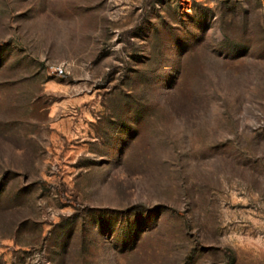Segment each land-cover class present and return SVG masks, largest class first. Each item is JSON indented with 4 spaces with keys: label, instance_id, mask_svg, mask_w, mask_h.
<instances>
[{
    "label": "rangeland",
    "instance_id": "rangeland-1",
    "mask_svg": "<svg viewBox=\"0 0 264 264\" xmlns=\"http://www.w3.org/2000/svg\"><path fill=\"white\" fill-rule=\"evenodd\" d=\"M0 264H264V0H0Z\"/></svg>",
    "mask_w": 264,
    "mask_h": 264
},
{
    "label": "built area",
    "instance_id": "built-area-1",
    "mask_svg": "<svg viewBox=\"0 0 264 264\" xmlns=\"http://www.w3.org/2000/svg\"><path fill=\"white\" fill-rule=\"evenodd\" d=\"M56 71H57L58 73H60V74H62V73H63V70H62V69H60V68H58Z\"/></svg>",
    "mask_w": 264,
    "mask_h": 264
}]
</instances>
